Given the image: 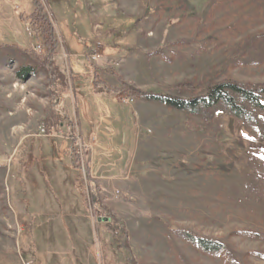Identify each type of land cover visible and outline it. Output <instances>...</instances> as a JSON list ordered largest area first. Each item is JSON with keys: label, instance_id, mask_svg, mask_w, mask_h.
<instances>
[{"label": "rangeland", "instance_id": "rangeland-1", "mask_svg": "<svg viewBox=\"0 0 264 264\" xmlns=\"http://www.w3.org/2000/svg\"><path fill=\"white\" fill-rule=\"evenodd\" d=\"M38 1L58 78L0 0V264H264V141L140 93L264 84V0Z\"/></svg>", "mask_w": 264, "mask_h": 264}, {"label": "trees", "instance_id": "trees-1", "mask_svg": "<svg viewBox=\"0 0 264 264\" xmlns=\"http://www.w3.org/2000/svg\"><path fill=\"white\" fill-rule=\"evenodd\" d=\"M33 2L32 11L23 14L21 19L26 23L29 33H38L43 38L46 53L39 59L40 68H43L49 77L58 78L60 75L57 73V69L54 70L52 62L57 45L52 23L42 4L38 0H33ZM34 68L32 65L20 67L17 76H25L31 73ZM92 82L99 94L107 95L110 92L97 74H93ZM140 93L165 104L169 108L197 113L205 118H210L213 111L220 110L243 120L249 129L256 131L258 140L264 141V84L250 85L231 80L220 81L209 85L203 94L188 98L154 92L140 91ZM58 100L59 97H56L55 104L59 103ZM62 116L59 115L60 119ZM182 235L204 251L215 252L222 249V244L217 241L200 238L189 232H182Z\"/></svg>", "mask_w": 264, "mask_h": 264}, {"label": "built area", "instance_id": "built-area-1", "mask_svg": "<svg viewBox=\"0 0 264 264\" xmlns=\"http://www.w3.org/2000/svg\"><path fill=\"white\" fill-rule=\"evenodd\" d=\"M42 50V47L41 46H36L35 47V51H37V52H39V51H41ZM41 132H43L44 133V130L43 129H41ZM82 169V168H81ZM82 172L84 173V170L82 169Z\"/></svg>", "mask_w": 264, "mask_h": 264}, {"label": "crops", "instance_id": "crops-1", "mask_svg": "<svg viewBox=\"0 0 264 264\" xmlns=\"http://www.w3.org/2000/svg\"><path fill=\"white\" fill-rule=\"evenodd\" d=\"M101 80H102V79H101ZM46 177H47L48 180L50 179V176H49L48 174L46 175Z\"/></svg>", "mask_w": 264, "mask_h": 264}]
</instances>
